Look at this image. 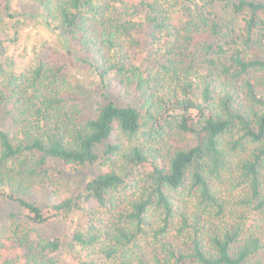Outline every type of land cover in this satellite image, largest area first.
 <instances>
[{
	"label": "trees",
	"instance_id": "16d2710c",
	"mask_svg": "<svg viewBox=\"0 0 264 264\" xmlns=\"http://www.w3.org/2000/svg\"><path fill=\"white\" fill-rule=\"evenodd\" d=\"M29 1L103 92L86 104L58 58L15 70L4 20L21 14L1 3L0 197L37 226L80 220L64 242L12 213L0 264H62V247L76 264H264V0ZM49 158L106 169L41 207Z\"/></svg>",
	"mask_w": 264,
	"mask_h": 264
},
{
	"label": "rangeland",
	"instance_id": "374dc122",
	"mask_svg": "<svg viewBox=\"0 0 264 264\" xmlns=\"http://www.w3.org/2000/svg\"><path fill=\"white\" fill-rule=\"evenodd\" d=\"M5 1L0 0V5ZM8 1L11 11L21 14L16 17L17 21L16 19L4 20L6 30L10 34L9 36H16V41L4 42L6 46L4 55L13 59L15 70H24L28 64L36 61L38 56L45 60L58 58L65 64V70L71 82L72 90L82 97L86 104H91L101 99L103 88L96 72L82 61H79L75 55L67 53L63 42L64 38L44 25L42 18L37 14L38 7L29 0ZM129 1L138 2L139 0ZM223 5L222 0H219L218 9H221L219 7ZM228 10L224 9L225 14L231 15V11ZM0 13L3 15V12ZM235 17L239 19L241 16L237 15ZM148 41L150 40H142V42H145L143 45L145 46ZM0 50L3 51L2 48ZM131 55L130 58H133V63L144 70L146 64H148L145 61L146 51L140 49V51H133ZM107 83H110L109 80H107ZM107 91L118 104L122 105L126 102L124 97L118 96L116 92L113 93L112 88H108ZM48 164L51 183L46 187H39L28 197L36 201L41 207L65 197L75 196L88 180L106 169L105 166L99 165L98 162L87 165H71L57 158H49ZM20 212L21 210L15 203L0 197V235L10 225L12 213L16 214L21 223L29 228L34 227V230H37L42 235L49 238L58 237L64 242L70 238L80 220L78 212L75 210L69 213L68 216L53 218L47 223L37 226L28 221L24 222ZM49 255L59 259L62 264H76L78 253H71L67 248L62 247L59 251Z\"/></svg>",
	"mask_w": 264,
	"mask_h": 264
}]
</instances>
